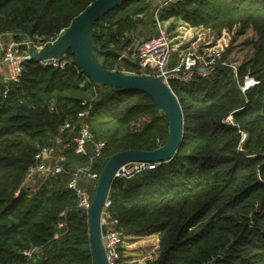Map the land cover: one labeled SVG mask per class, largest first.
I'll return each mask as SVG.
<instances>
[{
  "label": "trees",
  "instance_id": "16d2710c",
  "mask_svg": "<svg viewBox=\"0 0 264 264\" xmlns=\"http://www.w3.org/2000/svg\"><path fill=\"white\" fill-rule=\"evenodd\" d=\"M95 1L0 0V36L31 35L44 44ZM154 5L128 0L102 15L94 24L97 45L131 58L137 31L157 28ZM158 18L217 35L235 28L252 35L236 72L228 49L226 64L209 77L170 84L183 110L181 147L156 169L117 177L109 212L126 238L158 232V252L143 264H264V0H181L162 7ZM66 57L64 67L27 59L18 81L0 79V264H94L88 216L75 209L67 175L36 194H19L35 155L55 144L65 121L89 111L96 140L105 142L97 171L120 151H152L168 138L167 119L149 95L97 85L71 52ZM104 66L133 71L112 58ZM247 77L256 83L243 92ZM67 157L68 170L88 163L73 150ZM31 247L41 251L37 262L23 254ZM124 250L121 262L131 264Z\"/></svg>",
  "mask_w": 264,
  "mask_h": 264
},
{
  "label": "built area",
  "instance_id": "2783aa9c",
  "mask_svg": "<svg viewBox=\"0 0 264 264\" xmlns=\"http://www.w3.org/2000/svg\"><path fill=\"white\" fill-rule=\"evenodd\" d=\"M179 1L181 0L160 2V7L156 12L158 34L140 41L131 58L138 63L139 67L144 69L145 74L163 77L169 87L173 81L189 83L196 75L207 78L217 65L226 64V61L223 60L224 49L221 47V43H218L220 46L207 47L202 51L191 48L196 42L181 48L179 39L185 40L186 37L172 36L165 22L159 20L158 12L162 7ZM4 37L5 35L0 36V79L4 84H9L19 80L23 73V63L29 59V54L25 49V46L27 47L26 41L17 40L12 35ZM42 45L36 46L40 48ZM123 54L127 55V53ZM68 62L69 59L64 57L62 60H48L41 62V64L43 66L64 67ZM233 70L236 72L235 67ZM255 83L253 78L247 77L245 85H241L242 91H246L250 85ZM89 115V111L84 110L78 113L76 118L65 121L59 128L58 136L55 137V144L42 148L35 155L34 162L28 168L22 183V187L27 192L36 194L43 184L58 178L60 175H67L66 187L76 196L78 207L87 209L91 206L94 190L81 187L80 182L83 180L94 183L96 186L100 171L95 170L94 165L103 153L105 142L96 140L91 130ZM228 119L231 121L232 117ZM244 138H246L245 133H243ZM70 150L81 156H86L88 163L68 170L66 168L67 152ZM159 164L158 162H135L132 166H123L118 171L117 177L131 179L144 170L156 169ZM111 204L109 195L101 222L103 242L108 263L122 264L120 250L125 247L126 236L119 227V221L114 219L109 212ZM23 254L30 262H33L35 258H39L41 251L37 247H31L25 250Z\"/></svg>",
  "mask_w": 264,
  "mask_h": 264
},
{
  "label": "water",
  "instance_id": "95a60500",
  "mask_svg": "<svg viewBox=\"0 0 264 264\" xmlns=\"http://www.w3.org/2000/svg\"><path fill=\"white\" fill-rule=\"evenodd\" d=\"M128 0H96L83 13L77 16L70 25L63 29L53 40H48L40 48L34 43L31 35L27 51L29 59L43 62L62 60L71 52L82 71L97 85L116 89L136 90L149 95L168 122V138L165 144L152 151L125 150L112 155L100 171L94 183L81 180L80 186L94 190L91 206L76 210L87 214L90 226V243L94 264H109L103 242L102 215L105 203L110 195L113 182L123 166H132L135 162L162 163L169 161L181 147L183 141V110L180 102L163 77L145 74L144 69L129 56L116 48L101 49L94 38V24L102 15ZM156 32L155 35H157ZM107 58L120 61L136 71L117 72L107 69L104 61ZM22 188L19 194L25 193Z\"/></svg>",
  "mask_w": 264,
  "mask_h": 264
},
{
  "label": "rangeland",
  "instance_id": "374dc122",
  "mask_svg": "<svg viewBox=\"0 0 264 264\" xmlns=\"http://www.w3.org/2000/svg\"><path fill=\"white\" fill-rule=\"evenodd\" d=\"M161 1L162 0H154V8H159V3ZM150 18L152 19L153 17L151 16ZM172 23L175 25L173 28L171 27ZM165 25L168 27L172 36H177L178 34H180V36L186 37L185 40L179 39V41H181V48H185L196 42V44L194 46H191V48L202 51L207 47L220 46V44L218 43H221V47H223L224 49L223 52H226L228 49L230 50L228 52L226 61L230 62V64L232 63V65H234L233 67L235 68L238 67L241 62L245 59L247 54V47L245 46L244 41L252 35L251 32H249L247 35H236V28L231 31L223 30L221 35H217L212 30L205 28L192 29L193 27L186 24L185 22H175L172 19L170 21L165 22ZM155 32L156 29L154 31V27L148 30L146 28L141 27L133 36V46L131 49L132 54H135V48L140 41L148 39ZM2 35H5L4 38L8 37V35H12L14 38L13 33L7 32ZM233 39L235 40L233 41ZM20 40L22 42L26 41V44H28V40L26 37L21 38ZM120 69H122L120 72H125L123 67L117 68V70ZM158 244L159 239L158 232L156 230H151L147 233L138 236L127 237L125 240L124 257L126 259H130L129 263L131 264H143L147 260L153 259L155 257L156 253L158 252ZM38 259V257L35 258L33 262H37Z\"/></svg>",
  "mask_w": 264,
  "mask_h": 264
},
{
  "label": "crops",
  "instance_id": "0c3cea01",
  "mask_svg": "<svg viewBox=\"0 0 264 264\" xmlns=\"http://www.w3.org/2000/svg\"><path fill=\"white\" fill-rule=\"evenodd\" d=\"M163 1V0H162ZM192 29H196V28H192ZM198 30V29H197ZM156 32H157V30H156ZM156 32L152 35V36H154L155 34H156ZM178 35H180V34H178Z\"/></svg>",
  "mask_w": 264,
  "mask_h": 264
}]
</instances>
